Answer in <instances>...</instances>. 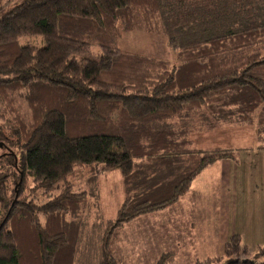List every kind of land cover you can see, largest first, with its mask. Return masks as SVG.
Segmentation results:
<instances>
[{"label": "trees", "instance_id": "trees-1", "mask_svg": "<svg viewBox=\"0 0 264 264\" xmlns=\"http://www.w3.org/2000/svg\"><path fill=\"white\" fill-rule=\"evenodd\" d=\"M6 1L0 122L8 127L0 126V145L17 148L21 175L12 155L0 158V206L9 208L0 264H24L15 228L21 222L33 230L37 264H74L79 224L66 218L84 208L85 193L66 186L41 206L21 196L52 191L78 170L99 166L118 171L131 192L102 243L101 263L120 264L112 253L119 228L174 206L205 170L234 159L225 150L191 149L187 132L168 120L205 110L246 122L259 112L264 131V0H21L5 11ZM138 10L162 17L179 66L116 47ZM24 37H41L43 45H22ZM16 179L17 201L9 204L7 182ZM246 249L233 238L225 258L196 264H238L234 256ZM260 252L256 257H264V247Z\"/></svg>", "mask_w": 264, "mask_h": 264}, {"label": "rangeland", "instance_id": "rangeland-1", "mask_svg": "<svg viewBox=\"0 0 264 264\" xmlns=\"http://www.w3.org/2000/svg\"><path fill=\"white\" fill-rule=\"evenodd\" d=\"M8 1L9 3H7ZM20 1L21 0H7L5 11H9ZM20 42L22 45L37 47L43 45L41 37H24ZM116 47L125 53L168 62L173 67L180 65L177 53L170 47L169 36L162 21V17L160 15H148L143 10H138L136 12V19L131 30H120ZM92 51L97 55L101 53V49L95 45L92 46ZM258 115L259 112L256 113L251 120L246 122H229L217 119V117L205 110H196L190 113V115H185L181 118H172L167 121V124H170L176 131L180 130L187 132V139L191 142V149L202 152L225 150L232 153L234 159L223 161H234L238 158L240 162L243 156L250 158L254 156H264V131L260 129L257 119ZM5 120L6 119L0 122V126L3 125L8 127ZM6 132L7 130L5 133ZM8 154L12 155L14 158V169L17 173H20L16 174L18 178V176L21 175L20 153L16 147H9L3 143V145H0V158ZM227 165L228 166H222V168H218L214 172L209 173L205 182L206 188L212 193L208 198L211 204H216L218 200V208L225 205L231 206L233 203L236 204L240 198H243L245 202H247L248 199L251 200V193L248 195L246 189L248 183L254 182V179L249 178L247 179L248 182L244 180V183L238 181V176L235 175L234 171H239L240 166H238L237 163L234 165L232 162H227ZM211 167L207 170L211 169ZM231 176H234V178L231 179ZM221 181L228 184L230 188L237 190L239 198L233 197V195L226 196L227 194L224 192L221 193L219 189L222 188ZM15 183L16 185L11 180L7 182L6 196L9 204L13 203L14 200L17 201L18 186L21 184V179H16ZM235 185L237 187H235ZM66 186H71L75 192L85 193L86 196L84 208H82L77 215H68L66 218L68 222L74 220L79 224L80 232L76 244L74 264H102V243L107 225L110 221L116 219L119 209L131 195V192H127L123 178L118 171L109 173L103 172V169L99 166L97 170H78L71 179L61 182L52 191H37L33 193L30 190L26 191L25 194H22L21 200H24V198L27 200H34L33 202L35 204L41 206L49 199L58 195ZM29 187H34L30 180L28 182V188ZM260 190H264V185ZM188 194L174 205L182 206L183 209L173 210L172 207L174 206H171L165 209L166 211L162 210L165 212L160 211L161 213L157 212L158 214L155 213L152 216L138 218L125 224L114 233L112 253L120 264H157L160 258L158 255L160 250L159 240L165 238V243H167V241L173 240L172 237L174 236H178V239L175 240L181 244L178 245L177 248L175 247L177 252L174 257L172 255L163 256L166 264H196L198 262H205L209 259H216L219 257L225 258L224 253V255L219 257L202 260L204 258L202 256H205L208 248H212L210 246L211 244L199 241H194L195 243H193L190 240H185L186 235L189 233V224L187 222L190 217L184 214V211L190 204L199 205L200 201L198 202L197 200L201 197H206H199V195L195 193L192 195V201L191 199H188V201L186 200ZM212 201L214 203H212ZM8 210L9 208L3 209L0 206V228L8 217ZM215 223L216 222H213V232L215 231ZM162 224H166L163 229L160 227ZM196 226L198 227V229L195 228L197 229L196 234L198 230L205 227V225L198 224ZM15 228L20 238L23 253L25 254L24 264H37L33 255H30V249H32L35 244V236L33 235L32 228L28 225V222H21ZM202 231L204 232V229ZM234 238L241 239L238 235ZM263 247L264 246L259 247L256 254L252 253L249 249L245 251L240 250L238 255L234 256V258L239 261L238 264H242L247 260L264 264V257H256L258 253H261L260 251ZM226 249H228V246Z\"/></svg>", "mask_w": 264, "mask_h": 264}, {"label": "crops", "instance_id": "crops-1", "mask_svg": "<svg viewBox=\"0 0 264 264\" xmlns=\"http://www.w3.org/2000/svg\"><path fill=\"white\" fill-rule=\"evenodd\" d=\"M223 162L216 164L211 167V169L200 175L193 183L192 189L186 199H191L192 201V195L195 193H197L199 197H207L199 198L197 200L198 202L200 201L199 205L190 204V206H187L188 208L184 211V214H187L190 217L187 222L189 224V233L186 235L185 240H190L193 243L197 241L210 243V246L213 248H208L205 256H202L204 257L202 260L224 255L230 240L237 235L241 237L243 245L246 246L252 253L256 254L258 252V248L264 246V190H260V188L264 185V156H254L252 158L243 156L240 162L238 158L234 161ZM227 162H232L234 165L237 163L238 166H240L239 171H234L235 175L238 176V181L244 183V180L247 181L249 178L254 179V182L248 183V187L246 189L248 195L251 193V200L248 199V201L245 202L243 198H240L236 204L233 203L231 206L225 205L218 208V200L216 204H211L208 197H210L212 193L208 188H206L205 182L209 173L214 172L218 168H222V166H228ZM232 178H234V176H231V179ZM221 184L222 188H219L221 193L224 192L227 194L226 196L233 195V197L239 198L237 190L230 188L229 185L223 181H221ZM235 187L237 186L235 185ZM212 203L214 202L212 201ZM181 208L182 206L179 205L172 207L173 210H181ZM213 222H216L214 224V232ZM197 224L205 225V227L198 230V233L196 234L198 229L196 226ZM165 225L162 224L160 227L163 229ZM203 229L204 232L202 231ZM172 239L173 240L167 241V243H165V238L159 240L160 250L158 255L160 258L164 255H172L174 257L177 252L175 247L177 248V246L181 243L179 244L175 240L178 239V236H174Z\"/></svg>", "mask_w": 264, "mask_h": 264}, {"label": "flooded vegetation", "instance_id": "flooded-vegetation-1", "mask_svg": "<svg viewBox=\"0 0 264 264\" xmlns=\"http://www.w3.org/2000/svg\"><path fill=\"white\" fill-rule=\"evenodd\" d=\"M8 155H10V154H8Z\"/></svg>", "mask_w": 264, "mask_h": 264}]
</instances>
